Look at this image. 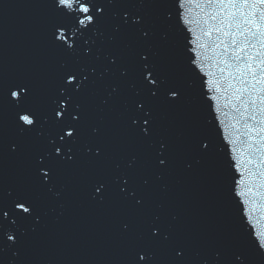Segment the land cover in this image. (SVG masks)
<instances>
[{
	"label": "water",
	"instance_id": "1",
	"mask_svg": "<svg viewBox=\"0 0 264 264\" xmlns=\"http://www.w3.org/2000/svg\"><path fill=\"white\" fill-rule=\"evenodd\" d=\"M52 3L0 0V79H30L33 105L54 118L52 100L66 68L85 65L96 74L75 96L83 122L79 152L57 176L59 197L38 187L31 168L32 158L58 126L50 120L43 136L33 132L21 137L14 109L6 102L0 105V209L10 218L21 214L12 201L25 189L40 206L37 220L20 221L15 244L4 237L0 264H127L130 247L148 242L145 226L157 216L172 241L184 248L182 264H232L236 254L246 264H264L258 247L264 242V75L259 71L264 64L256 69V79L245 69L249 56L264 59V5L255 6L253 14L250 5L203 0H102L108 7L98 33L89 26V45L81 40L80 51L70 53L52 43L59 19ZM125 11L143 17L140 27L148 30L147 40L123 25L115 30ZM233 39L236 45L226 49ZM245 39L253 46L245 47ZM85 47H91V54H84ZM237 47L243 49L235 53L239 60L232 51ZM141 52L149 53L166 82L158 97L136 95ZM122 68L127 69L123 77ZM169 89L178 90L179 98L169 99ZM133 100L152 108L151 144L128 127L126 102ZM16 141L21 151H8L7 145ZM100 141L108 153L104 169L131 175L129 183L144 197L139 209L124 201L116 186L103 201L93 199L88 177L94 167L84 148ZM162 142L169 157L166 168L156 162ZM134 156L135 167L129 169ZM173 242L151 247L154 264H173Z\"/></svg>",
	"mask_w": 264,
	"mask_h": 264
},
{
	"label": "snow or ice",
	"instance_id": "2",
	"mask_svg": "<svg viewBox=\"0 0 264 264\" xmlns=\"http://www.w3.org/2000/svg\"><path fill=\"white\" fill-rule=\"evenodd\" d=\"M113 0H108L111 4ZM208 5H250L253 9L255 6L264 5V0H203ZM54 13L59 17L56 23L53 24V40L52 43L61 48L65 52L75 53L79 52V42L82 40L83 44L89 45L90 40L85 38L86 32L91 27L93 34L98 33L97 25L105 14V8L108 4L102 3V0H53L52 3ZM181 7L183 5L181 4ZM113 15H117L113 13ZM215 19V16L211 17ZM264 19V16L261 17ZM121 23L115 25V30L119 31L121 26H125L130 30L139 32L142 39L147 40L149 36L148 30L140 27L143 24V17L140 15H133L125 11L120 14ZM251 23V21H249ZM259 27V25H257ZM219 31V29H216ZM67 33V35H66ZM235 35V33H233ZM243 35V33H241ZM257 33L253 32L252 36L255 38ZM71 37V38H70ZM59 42V43H57ZM91 43H95L92 41ZM236 40L233 39L230 45H226V49H230L232 45H236ZM245 47H252L248 40H244ZM264 47V45H261ZM233 55L236 60L241 59L240 56L235 55L237 51H243L237 47L233 49ZM85 55L91 54V47L83 49ZM195 49L193 48V54ZM227 54V52L225 53ZM109 62L116 63L115 57H109ZM140 69L139 80L140 87L136 88L135 84L131 87L136 88V95L139 96L141 92L147 93L150 97H158L160 95L162 86L165 85V80L159 75L155 63L149 59L148 52L140 53ZM191 63L197 67L196 59L193 57ZM256 65V68L253 65ZM264 64V59L259 57H248L245 63V69L248 74L256 79V69L259 65ZM109 69H105L108 72ZM120 75L126 76L127 69H120ZM261 75H264V68L259 69ZM96 74L95 68H89L81 65L78 68L68 67L62 75L63 85L59 88L58 95L53 98L51 111L53 116L49 114H42L41 111L33 105V97L35 95V85L30 79H21L18 81L5 82L0 79V105L5 102L14 109V117L16 120V128L21 137L35 133L37 136H43V129L46 124L51 123L57 125L59 130L55 135L49 134L46 140L45 148L35 154L31 160V168L35 175V180L38 187L46 190L49 193L59 197L60 191L56 190V180L60 170L71 162L77 159L79 149L76 148L81 136L82 120H81V105L76 102L75 96L80 90L85 87L86 83L90 82V77ZM103 73H101V76ZM73 82H75L73 84ZM146 82V83H145ZM257 82H259L257 80ZM118 88L113 86L112 93H116ZM112 93L109 95L111 96ZM178 90L169 89L167 96L169 99L179 98ZM107 103V101H105ZM254 103V102H253ZM68 113V116L65 113ZM70 117V118H68ZM125 119L130 121L128 127L130 130L144 142L151 144V138L154 132V117L152 108L145 107L143 100H133L126 102ZM92 132L98 133L99 129L93 128ZM3 144V138L0 136V145ZM8 151L17 153L21 151L22 145L20 141L12 142L7 145ZM202 148L206 149L207 144H202ZM75 149V150H74ZM167 145L160 143L156 150V162L159 168H166L168 166L169 157L166 155ZM84 153L90 158L93 164L94 171L88 177V183L91 184L93 199L103 201L106 193L116 186L122 195L124 201L130 206L139 209L144 204V197L138 195V189L129 183L131 175L128 172H119L116 170L106 171L103 167V162L107 158L106 144L103 141L95 145L84 148ZM136 157L134 156L128 162V168L134 169ZM119 169V165L115 166ZM147 184V181H145ZM13 207L20 210L19 215L13 214L10 218L8 211H2L0 214V244L3 243L4 237L7 241L13 244L17 241L16 230H19L20 221L23 220H37L39 218L38 209L40 208L38 200L35 198L30 190H22L13 197ZM159 217H154L146 224L147 243L134 244L130 247L128 253L127 264H154L155 253L151 250L153 245L161 242H173L172 235L164 226L158 223ZM123 230L127 231L129 225L124 223ZM158 237V239H153ZM177 246L174 248L175 259L173 264H182L184 248L179 246V243L173 242ZM261 255H264V242L259 243ZM204 264H207L205 261ZM232 264H246L242 254H236Z\"/></svg>",
	"mask_w": 264,
	"mask_h": 264
}]
</instances>
